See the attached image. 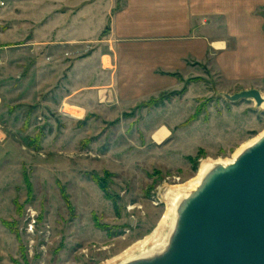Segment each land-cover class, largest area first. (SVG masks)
<instances>
[{"label":"rangeland","instance_id":"rangeland-1","mask_svg":"<svg viewBox=\"0 0 264 264\" xmlns=\"http://www.w3.org/2000/svg\"><path fill=\"white\" fill-rule=\"evenodd\" d=\"M204 2L225 49L159 71L151 93L137 78L117 86L109 24L64 44L77 33L74 14L58 25L67 0H0V264L107 263L158 227L169 186L264 131V108L224 97L264 93V0Z\"/></svg>","mask_w":264,"mask_h":264},{"label":"water","instance_id":"water-1","mask_svg":"<svg viewBox=\"0 0 264 264\" xmlns=\"http://www.w3.org/2000/svg\"><path fill=\"white\" fill-rule=\"evenodd\" d=\"M224 97L264 103L256 88ZM122 264H264V134L180 202L164 249Z\"/></svg>","mask_w":264,"mask_h":264},{"label":"crops","instance_id":"crops-1","mask_svg":"<svg viewBox=\"0 0 264 264\" xmlns=\"http://www.w3.org/2000/svg\"><path fill=\"white\" fill-rule=\"evenodd\" d=\"M67 1V10L58 19V25L62 26L63 21L69 23L70 16L74 14L70 28L66 30L73 28L79 34L75 33V39L61 40L62 43L92 38L109 24L117 86L120 80L137 78L146 81L151 93H157L165 85L167 77L158 74L159 71L184 72L190 61H205L212 44L222 43L223 47L216 48L225 49L224 41L211 37L207 23L210 18L203 14L204 0H125L120 9L116 8L115 0ZM55 27V24H46L43 33ZM49 42L44 37L41 44ZM121 48L127 56L122 70ZM174 80L176 85L178 80ZM169 134L170 130L162 127L155 132V138L162 141Z\"/></svg>","mask_w":264,"mask_h":264},{"label":"bare ground","instance_id":"bare-ground-1","mask_svg":"<svg viewBox=\"0 0 264 264\" xmlns=\"http://www.w3.org/2000/svg\"><path fill=\"white\" fill-rule=\"evenodd\" d=\"M264 97V93H262ZM264 108V103L260 107ZM67 111V110H66ZM68 112V111H67ZM75 116L73 112H70ZM264 134V131L256 136L254 139L246 142L241 146V148L232 156L231 159H222V160H214L211 161L205 160L203 161L198 174L185 183H181L178 185H171L167 188L166 198H167V211L162 219L161 223L156 227L152 233L147 235L142 240H139L131 247L126 249L124 252L114 257L112 260H109L104 264H122L131 259L140 258L144 256H149L154 253H157L164 249L168 243V239L174 227V223L177 216V207L180 202L189 195L190 192L196 189V187L200 184L203 177L217 164H228L252 143H254L261 135ZM169 223V230L167 233L164 232ZM170 231V232H169Z\"/></svg>","mask_w":264,"mask_h":264}]
</instances>
